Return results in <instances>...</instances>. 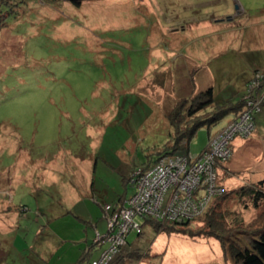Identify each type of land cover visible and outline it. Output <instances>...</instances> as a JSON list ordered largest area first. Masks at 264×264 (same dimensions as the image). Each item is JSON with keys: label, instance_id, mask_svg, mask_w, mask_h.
<instances>
[{"label": "rangeland", "instance_id": "rangeland-1", "mask_svg": "<svg viewBox=\"0 0 264 264\" xmlns=\"http://www.w3.org/2000/svg\"><path fill=\"white\" fill-rule=\"evenodd\" d=\"M77 1L28 0L0 31V175L8 182L0 207L6 198L17 213L15 248L4 264L41 263L39 250L55 264L73 240L85 238V229L94 244L98 231L78 216L95 205L91 220L99 234L107 232L103 203L133 195L136 187L123 176L144 168L170 142L164 109L209 87L216 99L236 100L264 71V0ZM231 115L210 130L201 127L189 141L190 154L203 151L209 133L218 134ZM254 122L251 135L232 140V155L221 162L228 172L218 169L227 194L213 197L188 226L199 236L157 233L136 218L143 233L127 240L143 256L117 264H236L208 236L204 220L220 202L228 215L225 235L240 230L244 239L263 230L264 200L256 207L236 196L239 187L264 180V104ZM252 136L261 151L249 157L246 146L233 142ZM34 160L48 165L33 167ZM75 245L66 260L75 261L85 243Z\"/></svg>", "mask_w": 264, "mask_h": 264}, {"label": "built area", "instance_id": "built-area-1", "mask_svg": "<svg viewBox=\"0 0 264 264\" xmlns=\"http://www.w3.org/2000/svg\"><path fill=\"white\" fill-rule=\"evenodd\" d=\"M261 79L263 74L257 72L247 85L242 111L211 136L198 155L189 151L163 155L150 166L131 173L129 183L136 191L121 204L103 206L108 229L103 235L96 232L94 244L101 247L106 243L107 248L89 264H112L128 235L142 230L136 218L182 222L204 213L211 199L223 191L218 183V163L231 157L234 138L248 137L254 130L255 115L264 102Z\"/></svg>", "mask_w": 264, "mask_h": 264}, {"label": "trees", "instance_id": "trees-1", "mask_svg": "<svg viewBox=\"0 0 264 264\" xmlns=\"http://www.w3.org/2000/svg\"><path fill=\"white\" fill-rule=\"evenodd\" d=\"M27 2L28 0H0V31L6 26L5 19L18 11L20 4H27ZM260 73L263 74V79H261L260 85L263 87L264 71ZM189 95L181 96V98H179L180 101H177L173 106H167L164 109L165 118L172 128V133H169L170 142L165 146V149L159 152L155 159H151L149 162H147L145 167L150 166L163 155L187 153L189 149V141L195 136L196 132L201 127H207V129H210L211 126L228 114H232V118L236 117L244 108V97L246 92H243L242 95L236 100L231 96L222 100L216 99L212 87L199 91V93L193 97H189ZM262 104H264V102ZM220 164L221 165L218 163V169L220 167H226L224 163ZM123 180L125 181L124 178ZM263 185L264 180L259 181L257 184L253 183L252 185L248 184L246 186L239 187L238 190L236 189V196L241 198L247 196L251 199L253 206L259 207V205L262 203L261 200H264V187L259 188V186ZM226 194L227 192L224 191L219 198L223 199ZM219 204L221 206L222 203L219 202ZM103 205L105 204L103 203ZM220 206L218 205L216 209L213 207L214 209H211V213L207 212L209 217H207L204 221L208 228V236H213L220 243L223 253L230 257L234 263L264 264V226L263 230L256 229L254 230V233H251L252 235L250 234L251 236L249 235L247 238L244 237V239H241L239 235H237L240 230L233 232L235 233V236L232 235L231 232H228L227 235H225L224 233L229 230V227L226 226L228 215L225 214V211H222ZM207 209L204 211V213L207 211ZM192 220H186L182 222H161L155 221L153 219H145L144 221H147L151 228L157 233L165 232L169 234L174 230H179L178 232L187 234L191 237L199 236L198 232H194L188 227ZM237 221L239 220H236L235 222ZM179 225L182 227L178 228L177 226ZM142 233L143 226L142 230L136 233L137 237H140ZM94 247L98 248L95 244L93 248ZM140 249V246L133 245L126 239L125 245L121 247L120 252L112 264H117L119 261L125 260V258H133L137 261H140L141 257L143 256V253L140 252Z\"/></svg>", "mask_w": 264, "mask_h": 264}, {"label": "crops", "instance_id": "crops-1", "mask_svg": "<svg viewBox=\"0 0 264 264\" xmlns=\"http://www.w3.org/2000/svg\"><path fill=\"white\" fill-rule=\"evenodd\" d=\"M210 130V129H208ZM215 133V132H214ZM214 133H209L208 135V141H209V138L214 134ZM234 145L235 146H242L246 148V150H248L247 152V155H249V157L251 155H256V154H259V151L260 148L258 146V142L256 141L255 138L250 137L248 138L246 141H243L241 139H235L234 140ZM206 145H207V142H206ZM205 145V147H206ZM205 147L203 149H205ZM189 151V149H188ZM233 157V156H232ZM36 161V164H33V167H38L39 169H42L44 168L43 165H48V162H44V161H41V160H34ZM27 163L28 165L30 164V160L27 159ZM43 163V165H42ZM233 164V163H232ZM227 166L222 168L221 167V170L220 172H223L225 171L226 173L228 172L227 171ZM129 176L130 175H124L123 178L125 179L124 182H127L129 185H131L129 183ZM7 178H5L4 176L0 175V185H1V188L0 190H2V192H5V193H8V190H5V185L7 182L6 180ZM5 181V183H4ZM26 181H28V179H26ZM43 182H46V175H45V172L43 174ZM87 182V180H86ZM126 184V183H125ZM95 191V189H93V192ZM87 194V193H85ZM91 197L92 199L94 200V193H91ZM128 198V197H127ZM127 198L121 196V198H119L115 203H104V204H112V205H116V204H121L123 203ZM95 205H85V208H86V211H84V214H81L79 215L78 217L79 218H83V219H87L85 220V222L87 223V226H90V228H92L94 231H98V225L97 223L95 222V220H91L93 218V215H92V210L94 208ZM11 207H13L10 203V201H8L6 198L3 199V203H2V207H0V262L1 264H4V261L5 259L8 257L9 253H11L13 251V249L15 248V237L12 236V235H15L14 231L16 229V226H15V217L17 215L16 211L14 210L13 212L11 211ZM104 215V214H103ZM96 218V217H94ZM20 228V225L19 227ZM38 234H41V232L38 230ZM84 235H85V238L82 240H79V241H75L73 240V243L74 245H70V247H67L65 253H63L62 256H60V259L56 260L55 261V264H81V262L83 261H91L96 259V257L94 258H89V256L92 254V250L95 249L97 250L98 248L94 247V244L93 242H90L91 241V237L92 235L90 236V234L87 233L86 229L84 231ZM61 241V240H60ZM67 241V240H66ZM79 242H84L85 245L84 247H80V245H78V248L76 250V254L79 252L78 254V258L74 261L73 260V257H69L68 260L65 259L66 256L70 255L71 253H73V250L76 248V245L77 243ZM44 243L46 244V241H44ZM87 245V246H86ZM86 246V247H85ZM39 254H42V257L39 256L38 259H43L41 263H37L35 261V259H33L34 262H32V264H51L53 263L52 260V256L50 255L48 258H47V255L45 253H41V251L39 250ZM8 264V263H7Z\"/></svg>", "mask_w": 264, "mask_h": 264}, {"label": "water", "instance_id": "water-1", "mask_svg": "<svg viewBox=\"0 0 264 264\" xmlns=\"http://www.w3.org/2000/svg\"><path fill=\"white\" fill-rule=\"evenodd\" d=\"M69 1H72V2H75V3H79L80 1H77V0H69Z\"/></svg>", "mask_w": 264, "mask_h": 264}]
</instances>
